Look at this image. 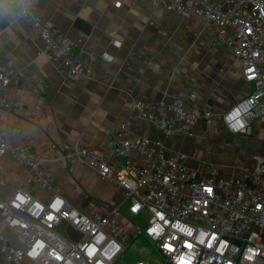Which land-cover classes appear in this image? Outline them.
<instances>
[{
    "label": "built area",
    "instance_id": "2783aa9c",
    "mask_svg": "<svg viewBox=\"0 0 264 264\" xmlns=\"http://www.w3.org/2000/svg\"><path fill=\"white\" fill-rule=\"evenodd\" d=\"M7 1L37 31L44 52L63 60L64 76H89L92 63L45 19L34 0ZM132 1H149L185 19L203 18L215 26L212 45L229 47L253 86L224 115V126L234 134L248 133L251 123L264 117V0ZM103 57L109 59L107 54ZM11 81L0 70V164L3 158L19 161L44 197L19 186L0 199V264H124L131 241L141 237L156 248L165 264H264V157L253 158L252 172L222 178L210 165L203 172L191 169L185 153L165 154L159 144L131 136L137 117L168 136H191L201 123L214 124L213 112H198L183 96L139 102L131 118L113 132L105 151L76 147L67 155L123 191L130 215L147 212V228L136 226L131 233L120 220L119 208L84 213L72 205L46 171L49 154L12 140V133L22 131L6 126L16 106L8 95ZM64 225L78 231L81 239H71L66 228L61 232ZM134 262L148 264L142 258Z\"/></svg>",
    "mask_w": 264,
    "mask_h": 264
},
{
    "label": "crops",
    "instance_id": "0c3cea01",
    "mask_svg": "<svg viewBox=\"0 0 264 264\" xmlns=\"http://www.w3.org/2000/svg\"><path fill=\"white\" fill-rule=\"evenodd\" d=\"M34 2L45 19L92 63V71L87 77L64 76L63 60L44 52L37 31L7 0H0V12L9 23L6 29L0 28V70L12 79L8 95L16 103L6 126L22 131L12 133L14 142L49 154L46 171L55 178L62 196L76 208L84 213L119 208L121 222L134 232L136 226L124 210L127 207L129 211L125 193L67 155L76 147L105 151L113 132L131 118L139 102L159 103L183 96L198 112L215 114L212 126L201 123L187 137L168 136L143 117L132 124L133 139L159 144L165 154L185 153L191 169L203 172L210 165L220 177L233 178L244 170L252 172L253 158L264 157L255 151L264 152V117L254 120L246 134H234L224 126V115L248 96L253 86L246 81L231 49L212 45L216 36L213 24L198 17L185 19L149 1ZM53 145L56 148L51 150ZM216 146L229 151L228 156L208 154L207 149ZM228 157L235 164L241 163L234 175H225L213 164ZM243 159L249 167L242 164ZM19 186L44 197L27 168L14 159H1L0 199L9 197ZM90 197L103 202L90 203L95 210L77 205ZM144 241L148 240L133 239L129 250ZM136 250L141 251V247ZM156 253L161 259H151L148 264H165ZM123 262L135 264L133 259Z\"/></svg>",
    "mask_w": 264,
    "mask_h": 264
},
{
    "label": "rangeland",
    "instance_id": "374dc122",
    "mask_svg": "<svg viewBox=\"0 0 264 264\" xmlns=\"http://www.w3.org/2000/svg\"><path fill=\"white\" fill-rule=\"evenodd\" d=\"M219 149V151L217 152L216 149ZM208 154H214V155H218L221 158H224L226 156H228L229 151H227L226 149H222L219 146L214 147V149L211 147H209L207 149ZM256 153L259 155H264V152L262 150H258L255 149ZM250 158V157H249ZM233 159L228 157V159H225V162L222 163H213L214 165H216L219 169H221L225 175H231V174H235L236 173V168L237 166H240L241 163L240 162H236L237 164L233 163L232 161ZM242 164H244V166L249 167L250 165L246 163V160L243 159L241 160ZM233 163V164H232ZM91 198V197H90ZM80 201V199H78ZM84 201L81 203H77V205L79 204H83V205H87L88 207L84 206L87 210H95L94 208L91 209L92 207L90 206V203H93V201H97V202H103V201H99L97 199H88V201L86 199H83ZM77 202V201H76ZM105 204V203H104ZM81 208V207H80ZM83 208V206H82ZM125 212H126V218L129 220V222H131L133 225L140 227L141 229H146L148 226V219H149V215L147 214L146 211H143L141 214H139L138 216H133L130 215L128 212V208L125 207L124 208ZM66 226H61L59 228V230L61 232H64ZM141 247V251L136 250V248ZM156 248L150 244V242L148 241H144V242H139L137 245H135V248H132L128 251L127 255H126V259H133L134 261H137L138 259H143L145 261L150 262L151 259H161L157 253H156Z\"/></svg>",
    "mask_w": 264,
    "mask_h": 264
},
{
    "label": "water",
    "instance_id": "95a60500",
    "mask_svg": "<svg viewBox=\"0 0 264 264\" xmlns=\"http://www.w3.org/2000/svg\"><path fill=\"white\" fill-rule=\"evenodd\" d=\"M81 24V23H80ZM9 26L8 21L4 18V16L0 12V28L2 30L6 29ZM88 30V29H87ZM66 233L69 235V237L75 241H79L81 239V234L76 231L73 227L67 226ZM236 242V241H235Z\"/></svg>",
    "mask_w": 264,
    "mask_h": 264
},
{
    "label": "snow or ice",
    "instance_id": "6c2138e0",
    "mask_svg": "<svg viewBox=\"0 0 264 264\" xmlns=\"http://www.w3.org/2000/svg\"><path fill=\"white\" fill-rule=\"evenodd\" d=\"M209 191H211V190L209 189ZM182 264H183V262H182Z\"/></svg>",
    "mask_w": 264,
    "mask_h": 264
}]
</instances>
